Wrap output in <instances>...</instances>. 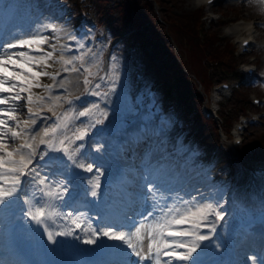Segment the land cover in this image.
Masks as SVG:
<instances>
[{
    "label": "snow or ice",
    "instance_id": "obj_1",
    "mask_svg": "<svg viewBox=\"0 0 264 264\" xmlns=\"http://www.w3.org/2000/svg\"><path fill=\"white\" fill-rule=\"evenodd\" d=\"M19 31L24 35L18 37L13 33L9 40H4L0 36V211L26 196L29 182L39 185V190L44 192V188L55 178L56 173L49 175L41 169L48 168L53 160L63 164L62 157L48 156L49 153H62L68 161L75 163L76 167L95 175L94 164L92 162L87 163L86 166L79 164L76 156L86 146L90 136L89 129L105 123V120L100 118L91 121L94 110L99 111L105 119L108 114L97 102H90V107H83V110L78 111V114L71 118V109L57 113L55 110L57 107L63 108L65 104L72 105L74 102L63 98L60 94H53V91L62 73L82 71L86 74L83 79L85 92L97 99L106 98L116 90V81L119 79L118 76L113 78L111 74L107 78L100 75L99 82L94 83L97 74L90 71L86 62L88 52L82 51L86 45L76 36H69V41L76 44V48L72 49L68 45L54 43L53 40L58 39L54 35H45L38 30L32 31L31 28L19 29ZM45 31L56 33L61 29L55 27L49 29L45 26ZM57 51L60 52L58 57L55 56ZM73 51L77 54L66 58L64 53ZM76 62H79V66ZM44 78L52 83L44 82ZM104 84L109 85L106 90H102ZM59 87H63V81L60 82ZM45 109L52 114L51 117L43 115ZM52 117L55 119L48 123ZM84 118L89 122L86 123ZM76 120H79L80 124L76 126L72 136H69L67 132L75 126ZM46 156L48 159H45ZM142 171L147 173L141 175L144 182L136 184L133 181L135 188L130 192L127 187L125 188L130 204L138 202L142 206L134 214L125 212L120 223L109 222L99 228H93L89 224L90 237L77 236L76 239L82 240L84 245L97 247L102 245L104 237L109 241H124L131 250L130 255L138 258L125 261L124 264H139L153 257L156 259V264H178V262L204 264L200 259L203 242L212 239L208 235L209 231L217 232V222L225 218L223 212L218 211L211 203H201L197 196L191 194H188L187 198L182 196L169 182H162L161 171L158 168L145 165ZM99 179L97 177L98 182L93 185L92 197L98 196L96 189L101 187ZM4 182L9 183L10 186H2ZM62 187L70 193L66 185ZM136 188L139 191H136ZM197 192L199 193V190ZM53 194L67 198L63 192L54 187L44 192L45 196ZM22 202L30 204L27 199H23ZM24 215L37 226H44L47 219L44 208L39 206L34 209L29 206L24 211ZM109 218L111 219V213ZM73 223L77 229L81 228L80 223L76 221ZM137 223L139 226H136ZM186 224L190 225V228L184 227ZM122 227H127L129 230L130 235L127 240H125V232L121 230ZM132 228L135 230L132 231ZM202 228L207 231H201ZM141 229H145L143 236ZM44 231L47 233L49 243L53 246L60 243L59 239H54L46 226ZM72 235V230L55 233L56 237ZM132 237H136L137 243L132 242ZM221 246L217 245V247ZM245 260H250L253 264H264V260H260L256 254L246 256Z\"/></svg>",
    "mask_w": 264,
    "mask_h": 264
},
{
    "label": "rangeland",
    "instance_id": "obj_2",
    "mask_svg": "<svg viewBox=\"0 0 264 264\" xmlns=\"http://www.w3.org/2000/svg\"><path fill=\"white\" fill-rule=\"evenodd\" d=\"M56 6H62V4L64 2H66L65 0H53ZM91 3L94 5L93 6V10H95L96 8V1L95 0H90ZM140 2L144 3L145 1H147L149 3V5L152 3L153 5V0H139ZM163 3H158L159 5H163L164 7H166V13L167 16H163L164 14L162 13V11H157V8H154V6H152V8L155 11V15L152 14V17H155V19H157V21H160V23L158 22L157 24H159L161 27H169V23L168 20L171 18H183V17H189L191 16L192 12L195 11L194 7L191 6V0H161ZM187 2H190V5L187 6ZM45 4V0H23L21 7L19 8V10L15 13L16 15L13 17V19L10 21L9 23V29L7 30L5 37L8 39V32L11 31L14 27L15 29H13V31H16V36L21 37L22 35V31L18 32L19 28L22 29H28L31 28L33 29H38V31L41 30L42 26H44V23L46 22H55V23H59L63 26V28H66L67 26H69V31H67L64 35V37L62 38V40H60L61 38H58L56 40H53L54 43H58L59 44H63L65 42V40L69 39V36H72V26H73V22L71 20H67V15L66 13H70L69 11H65L66 13H63V15L61 17H54V13L52 11H47L45 12L44 16L41 17L40 19L37 17V14L35 13L36 11H38L41 7L42 4ZM262 4V6H261ZM100 5L103 8H108L106 7L105 3H101ZM264 6V0H249L248 2L244 3V5L239 4L238 6L236 5H229V3L223 4V5H217L216 8H212L213 12H220L222 13V18L220 19V21L218 23H212L207 19L208 17L206 15H204V17L206 18L205 20H200L201 24L198 25V31L200 33V35L202 36L201 39L205 40L203 37V32L205 33V37L206 39H208L211 36H217L218 38H220L221 40L219 41V44L216 45H220L223 46L224 44H228L229 48H231L230 51V60H232L235 64L239 63L240 64L242 62L244 63H255L258 66V81L256 84L252 85L249 88L246 89H242V92H246V94H248V98L247 100L243 99L242 101V97L239 96H234L232 99L230 98L229 100H224L223 102H221L220 105V111L218 112V114L221 113L222 108L221 107H231L233 108L235 111L233 112L232 115H237V113H239L238 108L241 106V109L246 108L247 112L253 111V112H257L260 114L261 116V121L258 124H255L254 126H250L248 127L244 134H243V142L240 146L236 147V151L233 153L231 148H234L235 146H233V144L231 143V141H229V139H226L224 137V135H222L221 137V142L222 144H220L219 142V147L223 149L224 152H218L215 154V160L213 162H210L209 160H207V156L210 154V152H212L215 148H214V144L217 142V138H219L216 134V131L213 127L212 123L209 122H200V126L196 125L193 123V127L194 129L191 130L189 133H187L188 138L187 140L182 144L185 145L184 147H188V148H192L193 149V153L190 156V159H188L189 164L187 169L185 170V172L180 176L181 178L180 181L181 185H183V188H186L188 186H192L196 179L200 176H204L203 180L200 181V187L196 190H194L192 192L191 195H196L199 194L197 193V190L203 191L206 190L208 191L209 195L207 197H205V199L202 201L201 203H211L213 204L214 207L219 206L221 203L218 200L219 195H221V190L219 188L214 187V178L220 174H222L223 177V181L225 179L228 178V175L234 173V171L229 170L228 172L225 171L223 173H221V168L224 167V165H227L228 160L226 159V154L227 153H232L235 156L240 155L241 151H247L249 148H253L254 151H259L260 149L264 148V119L263 114H264V105H260L259 107H254L253 104L250 102V96L251 95H256L258 97H262L264 98V30L260 31V34L263 38V40L259 41L261 47H260V53L259 55L255 56V58L257 59L256 61H253V57H239L237 55V45L235 43V41L237 40L238 36L240 33H244L242 27L238 28L237 30H232L235 31L233 33H231V35L228 36L227 38V30L228 28L224 27L227 23H229L230 21H235V20H240L243 19L244 21H249L252 18L256 19H262L264 18V10L261 7ZM260 7V8H259ZM196 8V7H195ZM233 9V10H231ZM117 10V9H115ZM215 16V15H214ZM128 17V16H127ZM218 17V16H216ZM74 20V19H73ZM184 21V19H183ZM190 23L192 22L191 20L189 21ZM185 23V22H184ZM240 23V22H239ZM238 23V24H239ZM193 25V24H192ZM230 26V25H229ZM233 26V25H232ZM210 30V31H209ZM41 32V31H40ZM210 34V35H209ZM164 35V34H163ZM165 37V36H164ZM5 38V40H6ZM167 42H172V40L169 37H166ZM202 40V41H203ZM227 41V42H225ZM232 42V43H231ZM201 44H204V41L201 42ZM215 45V46H216ZM214 46V47H215ZM234 48V50H233ZM233 51V54H232ZM151 54V53H150ZM56 55V53H55ZM176 59L178 60V62L181 61V56L180 53L177 51L175 54ZM137 61L138 60H142L140 58V56H135L134 57ZM145 58V57H144ZM158 59V57H156V55H152L150 58V63L147 62H143V63H147L146 65L150 67L146 68L143 67L141 69V73L144 74L146 81H145V85H147V87L150 86V84L152 83V81L154 82V79L159 76V71L157 68H155L152 64V61H154L157 64L156 60ZM131 61V60H129ZM159 68V66H158ZM222 68H227V66H223ZM232 70V69H231ZM229 70V71H231ZM133 74V70L131 71L129 69V64H127V62L125 63L124 67H123V75H124V83L122 85V91H121V97L122 99L120 100L116 110L113 113V120L118 118V119H126L127 114L128 117H132L133 116V111H132V105L133 103H135V101L133 102V94L136 92V87H135V76L132 75ZM81 74H77V79H81V77H79ZM208 74V78H209ZM229 75L227 72L225 71H217L215 73H213V79H215L216 82H220L221 79H226V77H229ZM232 79V78H231ZM226 79V80H231ZM67 84V83H66ZM81 84V83H80ZM69 85V83H68ZM82 84H81V89L80 91L83 89L82 88ZM121 86V83H120ZM202 90L201 87L197 88V92L199 93V91ZM158 94V92L156 93ZM155 94V95H156ZM70 95V93H67V96ZM136 95V94H135ZM62 97L64 96V94L61 95ZM135 98V97H134ZM216 100H218L217 98H214V95L212 97V109L213 110H217L219 108V104L215 105L214 103H216ZM198 102L200 103L201 108L204 106V104H206V98L204 97L203 94H199V100ZM160 107V106H159ZM58 108V107H57ZM56 108V109H57ZM201 110V109H200ZM26 112V109H25ZM217 120V122L219 123L220 126L224 127V125L229 128L230 124H231V116H230V124L226 123L224 124L223 121H220L218 118H215ZM231 130V129H230ZM181 131V128L179 127V124L176 122L173 126H169L168 125V130L167 132L165 131V134L161 137L160 140L161 144L163 145V147L160 148L161 149H166V147L171 146V144H169L168 142H170V138L171 135L175 134V133H179ZM167 133V134H166ZM232 133V132H230ZM181 146V147H182ZM180 147V148H181ZM176 151V150H175ZM164 154L163 152H158V155ZM247 154L250 157H254V153L251 152L250 150L247 151ZM231 155V154H230ZM233 156V155H231ZM233 156V157H235ZM245 163H247V161H244ZM168 164V163H167ZM238 166V164H236ZM259 166V165H257ZM256 166V167H257ZM175 167L176 165H174L172 168H169L168 170H166L165 175L167 176L168 174L174 179L175 176ZM169 178V176H167V179ZM179 187L175 188L178 189ZM182 189V187L180 188ZM179 191V190H178ZM182 196H185L187 198L186 195L182 194ZM184 227L186 228H190V225H184ZM143 232V231H142ZM144 233H145V229H144ZM146 243V242H145ZM1 264V263H0ZM179 264V263H178Z\"/></svg>",
    "mask_w": 264,
    "mask_h": 264
},
{
    "label": "bare ground",
    "instance_id": "obj_3",
    "mask_svg": "<svg viewBox=\"0 0 264 264\" xmlns=\"http://www.w3.org/2000/svg\"><path fill=\"white\" fill-rule=\"evenodd\" d=\"M207 0H191L190 2H191V6L192 7H194V9L196 10V9H199L200 10V12L202 13V15H208V14H219V16H221V18H222V13H220V12H213L212 11V8L211 7H207V8H205V7H203V6H201L202 5V2H206ZM190 2H187V6L188 5H190ZM137 3L139 4V6H141V8H143L147 13H146V16L147 17H150V16H152V8H150V6L148 5V4H146V3H144V4H141L138 0H137ZM226 3V1L225 0H218V4H221V5H223V4H225ZM261 6H262V4H261ZM260 6V7H261ZM196 7V8H195ZM259 7V8H260ZM41 8V7H40ZM261 8H263V10H264V6L263 7H261ZM19 10V9H18ZM39 11V10H38ZM38 11H36L35 13L36 14H38L37 12ZM17 12V11H16ZM195 11H193L192 13H194ZM67 14V13H66ZM163 16H165L166 15V12H164L163 11ZM10 21L11 20H9V22H8V24H7V27L5 28V33L7 32V30L9 29V23H10ZM210 24H212V23H210ZM241 26H243V28L244 29H246V31H248L249 30V28H250V25L251 24H247V23H242V24H240ZM240 25H234V29L235 30H237L239 27H240ZM45 26H47L49 29H51L52 27H55V28H58V29H61V31H59V32H56V33H52L51 31H45ZM13 29H15V27L13 28ZM13 29L11 30V31H9L8 32V39L6 38V40H9V39H11L12 38V35L11 34H15V35H17L16 34V31H13ZM19 29H22V28H19ZM18 29V30H19ZM38 29H33L32 31H37ZM42 33H44L45 35H54L55 37H57V38H61L60 40H62V38L64 37V35H65V33L67 32V31H69V26H67L66 28H63V26L61 25V24H59V23H55L54 21L53 22H46V23H44V26H42V28H41V30H40ZM108 31L109 32H111V33H117L116 32V30L115 29H108ZM210 31V30H209ZM18 32H20V31H18ZM232 32H235V31H232ZM24 35V33L22 32V35L21 36H23ZM203 35H205V33H203ZM211 42H212V39L209 37L208 38ZM207 39V40H208ZM247 39H249V37H247V38H244V40H247ZM241 41H243V40H241ZM168 46V45H167ZM160 47H161V44H160ZM131 59H132V57H131ZM130 59V60H131ZM165 61H169L168 60V58H166V59H164V61L163 62H165ZM166 64V66H167V68L168 69H170L173 73H175L176 74V72H177V66H175V65H172V63H165ZM205 68H206V72H209V71H212V70H214V66H213V64L211 63V61L210 62H208V63H206L205 64ZM52 69H50V71H51ZM66 79H67V83H69V81L71 82V84H72V82H73V80H75V78L74 77H66ZM44 82H47V83H52L50 80H48L47 78H44ZM59 82H61V81H59ZM75 87H77V88H79L80 87V85L79 84H77V86L75 85L74 86V88ZM35 91H37V92H41L42 90H35ZM23 103V102H22ZM178 106H180V104H178ZM181 107V106H180ZM25 114H26V112H25ZM37 126H39V124L37 125ZM131 133V130L130 129H128V128H125L124 129V133H123V136H122V139H120V140H118L117 142V144H116V152H117V155H118V158H117V160H116V164H120V165H122V161H123V158L125 157V153H126V149H127V147H128V145L130 144V140L132 139V138H129V135H131L130 134ZM152 136V139L157 143V142H161L162 140H160L161 139V137L162 136H160V135H151ZM135 138H137V137H135ZM151 138V137H150ZM134 144H133V147L135 148V149H137L140 153H142L143 154V152H145L144 151V148H147V155L146 156H143V158H141V159H138L137 157L135 158L134 156H133V159H134V161H133V164L132 165H130L129 166V169L132 171V173H134V174H139L140 176L141 175H146L147 173L146 172H143L142 171V169H143V167L145 166V165H151V166H153L154 168H157L158 166L156 165V163H154V164H152V160H154V157H155V154L159 151V149H157V150H155V153H153L152 151H151V148H150V145H149V143L147 142V140H144L142 137H139L137 140H135L134 139ZM169 143V142H168ZM101 144H105V146L107 145V147L108 148H106L105 149V151H103V162H106L105 164H99V165H97V167H98V171H104L105 173H107V172H109V170L110 169H112L113 168V165H114V162L112 161V158H111V153H110V150L113 148V144L109 141V140H106V139H103L102 140V142H101ZM124 145H126L127 147H124ZM93 149L95 148V150H96V147L97 146H95V144H94V142H93ZM136 146H138V148H136ZM94 150V151H95ZM97 154H99L98 152H97ZM163 154H161V155H158L156 158H158V157H160V156H162ZM155 158V159H156ZM85 160H88V157H86L85 158ZM146 160V161H145ZM137 162H139L140 164H138ZM147 162L149 163V164H147ZM151 162V163H150ZM189 164V163H188ZM188 164H187V167H188ZM110 165H111V167H110ZM49 170V167L48 168H43V169H41V171L42 172H47ZM83 170V169H82ZM137 170H139V171H137ZM161 171V170H160ZM47 174H49V175H51V172L49 171ZM167 176H169V178L167 179ZM165 175V174H163L162 173V171H161V180H162V182H169L170 184H171V186L173 187V188H177V187H179L177 190H179L180 191V193L181 192H184V190L182 191V189H180L181 187L183 188V185H181V182H182V180L180 181V179L179 178H181V177H177V178H174L173 180H172V178H173V176L171 177L169 174L168 175ZM98 181H97V178H96V176H94L93 175V177L91 178V181H89V183H88V185H86V187H85V189L87 190V191H90V190H93V185L94 184H96ZM144 181L142 180V179H140V183H143ZM61 181L59 182V180H58V178L57 177H55L53 180H52V182H51V184H48L49 185V188H52V187H54L55 189H57L58 191H60V192H63L65 195H67L68 194V192H66L65 191V189L62 187V185H61ZM2 186H4V187H9L10 186V184L9 183H6V182H4V183H2ZM28 186L30 187V189H31V191L29 192L30 193V197H31V199L33 200V205H34V208L35 207H37V206H39V207H43V208H45L46 206H48L49 207V211L50 212H52L51 210H52V208H53V203L51 202V198H52V196H54V194L53 195H51V197L49 198V201H47L46 199H48V198H46L45 200L46 201H43L42 199H44V192L46 191V187L44 188V192H41L39 189H40V186L39 185H36L35 183H32V182H29L28 183ZM67 186V189H69L70 190V193H71V191H73V192H75L76 191V189H79L78 187L79 186H83V182L82 183H80L78 180H76L75 182H71V183H69L68 185H66ZM48 188V189H49ZM191 190V189H190ZM198 193V192H197ZM48 197V196H47ZM71 200V199H70ZM69 200V201H70ZM69 201L67 202V204L66 205H68L69 204ZM16 201H14L13 203H12V205H14V203H15ZM60 203H61V206H63V200L61 199V201H60ZM60 205V204H59ZM60 206V207H61ZM140 208V207H139ZM61 213L63 214H65V212H64V210L61 208ZM67 212H69V211H67ZM124 212H128V208H127V210H124ZM63 214V216L60 218V214H58V212H56V210H55V213L52 215V217H51V220H50V222H52V218H54L55 219V223H53L52 222V227L51 228H53V226H56V229H54L53 231H51V233L54 235V239H59V241L61 242L62 241V238L61 237H56L55 236V233L56 232H60V231H65L66 232V230H67V227L66 228H61V226L63 225H69L68 223L70 222V220H72L73 219V217H70V219L67 217V216H65ZM78 215H80V218H79V220L80 221H82V222H84L85 224V226H88L89 225V220H88V217H87V211H86V209H82L81 211H80V213L78 214ZM56 216H58V218H56ZM72 218V219H71ZM10 218H9V216L7 215V214H5V215H3V214H1L0 213V252H1V250L2 249H4V254L2 255V258H0L4 263L3 264H18V262H16L17 260L14 258V257H12V256H10L9 255V252L4 248L5 246V244H6V242H7V237H8V235H7V233H8V230H9V227L7 226V220H9ZM69 219V220H68ZM76 220V219H75ZM218 225H220V226H222L223 227V225L220 223V222H217V225H216V227L218 226ZM57 228H59V230H57ZM127 228V227H126ZM126 228L125 227H122L121 228V230L122 231H124V230H126ZM204 228H202V229H200L201 231L203 230ZM143 231V232H142ZM144 235V229H141V236H143ZM209 236H211L212 235V233L211 232H209V234H208ZM65 237V236H64ZM83 237V236H82ZM67 241L69 240V236H67ZM125 240H127V238L125 237ZM133 240H135L136 242H137V239H136V237H134L133 238ZM73 241H74V243H76L75 245L79 248V249H82L85 245L83 244V242L82 241H80V240H76V239H74V237H73ZM72 241V242H73ZM214 246H215V244H214ZM208 247L209 246H206V247H204L205 249V251L208 249ZM240 251V250H239ZM3 252V251H2ZM213 253H214V251H213ZM67 254V257L66 258H71V259H73V261L75 262V264H84V262L80 259V257H79V255L78 254H76L75 252L74 253H71V252H69V253H66ZM210 254H212V253H210ZM255 254L257 255V251H255ZM262 256V255H261ZM163 259V258H162ZM14 260H16V261H14ZM261 260V259H260ZM145 262V264H156V259H155V257H153V259H151V260H148V261H144ZM179 263V262H178ZM123 264V263H122ZM251 264H253V262L251 261Z\"/></svg>",
    "mask_w": 264,
    "mask_h": 264
},
{
    "label": "trees",
    "instance_id": "obj_4",
    "mask_svg": "<svg viewBox=\"0 0 264 264\" xmlns=\"http://www.w3.org/2000/svg\"><path fill=\"white\" fill-rule=\"evenodd\" d=\"M198 14L199 13L195 11V13H192L188 18L175 17L169 19V27L167 28L168 31L162 27V31L159 32L155 27L150 25V39L148 38L147 40L150 41L153 50L157 52L158 55L166 54L169 61H165L161 64L162 75L160 82L162 83L163 81H167L169 83L172 76L175 75L173 73H169L170 69L167 68L165 63H172L176 65V52L172 49L171 45H169V42L166 43L164 39H166V36L171 37L173 43L177 47V50L182 56L186 70L195 78V82H189V76L183 73L182 68H177L176 76L182 90L180 105L183 108L188 107L187 109L200 119L202 118L199 113L201 105L198 102L199 93L197 92V87L201 84L202 88L207 90L211 82V79L209 80L208 78V72H206L205 64L211 61L213 65L221 64L224 66H231L233 61L230 60L231 48H229L227 43L223 46L219 45L217 48H214L215 41L212 40L211 42L208 39L204 44H201L200 39H198ZM148 19L151 21L150 17H148ZM190 20L192 21L191 23L189 22ZM151 23L153 24V22ZM144 37L145 36L140 37L141 41H144ZM184 117L187 119L184 126L191 125V123L188 122V119L192 116L189 115V117ZM255 157L264 163V148L257 152L255 151Z\"/></svg>",
    "mask_w": 264,
    "mask_h": 264
}]
</instances>
